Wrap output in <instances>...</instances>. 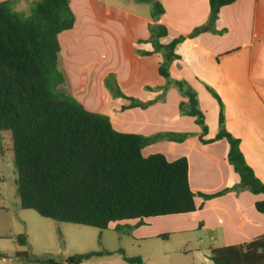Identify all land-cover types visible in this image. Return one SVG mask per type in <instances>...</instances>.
Here are the masks:
<instances>
[{
	"label": "crops",
	"instance_id": "0c3cea01",
	"mask_svg": "<svg viewBox=\"0 0 264 264\" xmlns=\"http://www.w3.org/2000/svg\"><path fill=\"white\" fill-rule=\"evenodd\" d=\"M4 1H12L18 13L28 15L32 8V0ZM158 1L165 13L155 19L145 0H70L75 26L58 37V68L65 77L58 89L87 110L108 116L119 132L158 136L143 149L145 157L187 158L197 210L145 219L144 226L158 229L136 230V236L208 230L210 248L249 243L264 236V214L255 207L264 195L240 186L226 139L201 141L202 128L181 111L188 99L174 82L196 92L208 128L205 140L219 132L220 104L212 92L218 95L226 131L240 141L247 164L264 184V0H238L222 8L213 25L208 0ZM159 26L167 34L157 39ZM179 38L167 79L159 71L166 52L152 41L168 45ZM109 79L127 98L114 95Z\"/></svg>",
	"mask_w": 264,
	"mask_h": 264
},
{
	"label": "trees",
	"instance_id": "16d2710c",
	"mask_svg": "<svg viewBox=\"0 0 264 264\" xmlns=\"http://www.w3.org/2000/svg\"><path fill=\"white\" fill-rule=\"evenodd\" d=\"M145 1L152 4L153 18L165 13L158 0ZM208 1L209 25H213L221 9L238 0ZM74 26L70 0H32L28 15L15 12L12 1L0 3V132H10L12 137L21 207L57 222L101 230L129 221H137L138 227L148 218L195 212L196 194L190 187L186 157L175 161L160 153L145 157L143 149L158 136L119 132L108 116L87 110L58 89L65 81L58 68V37ZM166 34L165 27L159 26L157 39ZM157 39L152 41L154 48L166 52L159 71L169 79V64L177 58L175 47L182 38L168 45ZM106 83L115 96L126 97L112 80ZM174 83L188 99L181 103V111L195 117L202 128L201 141L226 139L228 160L240 176V186L264 195V184L247 164L240 141L225 129L218 95L212 92L220 104L219 132L214 139L205 140L208 128L196 92L183 81ZM255 207L264 214V200ZM17 242L26 246L27 236L21 234ZM119 252L129 264H145L140 257ZM103 254L89 252L64 261L46 258L34 263L82 264ZM208 258L213 264H264V236L241 245L210 248Z\"/></svg>",
	"mask_w": 264,
	"mask_h": 264
},
{
	"label": "rangeland",
	"instance_id": "374dc122",
	"mask_svg": "<svg viewBox=\"0 0 264 264\" xmlns=\"http://www.w3.org/2000/svg\"><path fill=\"white\" fill-rule=\"evenodd\" d=\"M16 180L12 137L10 132H0V264H37L34 261L46 258L64 261L89 252L104 254L82 264H129L119 250L153 264H213L207 258L213 242L208 230H165L167 238L141 239L136 230L158 226L137 227L136 221H129L101 230L57 222L21 207ZM21 234L27 236L26 246L18 245Z\"/></svg>",
	"mask_w": 264,
	"mask_h": 264
}]
</instances>
